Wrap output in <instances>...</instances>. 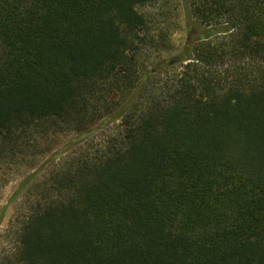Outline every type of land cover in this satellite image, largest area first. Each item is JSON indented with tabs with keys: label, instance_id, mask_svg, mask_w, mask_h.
I'll use <instances>...</instances> for the list:
<instances>
[{
	"label": "trees",
	"instance_id": "obj_1",
	"mask_svg": "<svg viewBox=\"0 0 264 264\" xmlns=\"http://www.w3.org/2000/svg\"><path fill=\"white\" fill-rule=\"evenodd\" d=\"M17 176L0 264H264V0H0Z\"/></svg>",
	"mask_w": 264,
	"mask_h": 264
},
{
	"label": "rangeland",
	"instance_id": "obj_2",
	"mask_svg": "<svg viewBox=\"0 0 264 264\" xmlns=\"http://www.w3.org/2000/svg\"><path fill=\"white\" fill-rule=\"evenodd\" d=\"M186 34L184 30L177 31L173 36V42L175 47L179 50L183 46L185 42ZM76 135H61L59 136L54 143L51 144L50 148L54 149V151L60 150L63 148L69 141L74 138ZM21 180V177L17 176L16 178L10 180L8 184H0V207H8L6 210L5 218L0 227V246L4 244L6 241L2 236L7 230L9 226V222L13 217L14 211L16 210V206L9 205V200L11 199L13 193L18 187V183Z\"/></svg>",
	"mask_w": 264,
	"mask_h": 264
}]
</instances>
